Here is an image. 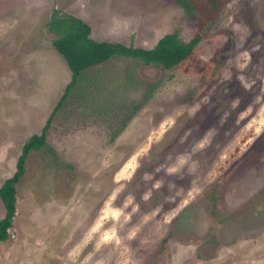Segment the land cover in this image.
Wrapping results in <instances>:
<instances>
[{"label": "rangeland", "instance_id": "1", "mask_svg": "<svg viewBox=\"0 0 264 264\" xmlns=\"http://www.w3.org/2000/svg\"><path fill=\"white\" fill-rule=\"evenodd\" d=\"M54 3L97 42L200 32L176 0H0V187L72 78ZM15 197L0 264H264V0H227L171 69L116 55L81 72Z\"/></svg>", "mask_w": 264, "mask_h": 264}, {"label": "trees", "instance_id": "2", "mask_svg": "<svg viewBox=\"0 0 264 264\" xmlns=\"http://www.w3.org/2000/svg\"><path fill=\"white\" fill-rule=\"evenodd\" d=\"M183 5L189 7L188 2ZM49 30L57 35L52 43L64 57L71 69L72 78L66 92L48 119L40 135H33L23 146L14 176L0 187V198L7 213L0 221V242L9 236V229L15 216L16 185L25 173V162L32 151L40 150L46 144L47 132L56 112L61 108L67 94L85 69L109 60L113 56H124L153 63L164 69L184 61L191 53L198 39L188 43L181 42L176 34L164 35L151 49L134 48L120 43L97 42L91 39V27L81 19L55 8L48 22Z\"/></svg>", "mask_w": 264, "mask_h": 264}, {"label": "flooded vegetation", "instance_id": "3", "mask_svg": "<svg viewBox=\"0 0 264 264\" xmlns=\"http://www.w3.org/2000/svg\"><path fill=\"white\" fill-rule=\"evenodd\" d=\"M208 2V5L206 6V8H196L195 10L193 9V7H191V3L188 1V0H176L177 4H179L180 6H182L186 12L188 13V15H191V16H196L197 18V21H198V26H199V29H200V32L197 33V36H195L194 38H192L191 40L193 39H198L196 45L194 46L193 50H192V53L182 62L178 63V64H175L173 65L172 67L168 68V69H171L173 67H176L177 65L179 64H182L184 63L185 61L188 60V58H190L192 55L194 56V53L196 51V48L199 46V44L201 43L203 37L206 35L207 33V28H211L217 21L218 17L220 16V13L221 11L223 10V8L225 7L226 5V2L227 0H207ZM183 2L189 4V7H185L183 5ZM186 13V14H187ZM171 34H176L178 39L183 42L179 36H178V33L176 32H173ZM168 35V34H166ZM190 40V41H191ZM188 41V42H190ZM188 42H184V43H188ZM121 44V43H120ZM143 49V48H141ZM151 49V48H150ZM143 62V61H142ZM144 64L146 65H156V64H153V63H145L143 62ZM221 67V70L223 71V66L220 64L219 65ZM162 68V67H161ZM164 69V68H162ZM168 69H164V70H168ZM209 71L212 72V69H210ZM209 71H206V75H204V78L209 74L211 75V73ZM208 76L206 77V79L208 78ZM257 211V212H256ZM255 213H257L258 216H260L263 211H261L260 209H257L254 211ZM247 213V212H246ZM250 212L247 213L246 217L248 216H251L253 212H251V214H249ZM254 214V213H253ZM255 215V214H254ZM259 218H254V222H258ZM261 223V222H260ZM252 224H253V221H252Z\"/></svg>", "mask_w": 264, "mask_h": 264}, {"label": "crops", "instance_id": "4", "mask_svg": "<svg viewBox=\"0 0 264 264\" xmlns=\"http://www.w3.org/2000/svg\"><path fill=\"white\" fill-rule=\"evenodd\" d=\"M57 7V5H55V3H54V5H53V9H55ZM66 13H68V12H66ZM68 14H70V15H72L71 13H68ZM78 18V17H77ZM79 19H81L82 21H83V19L82 18H79ZM86 24H88L86 21H84ZM89 26H90V24H88ZM54 47V46H53ZM19 183V182H18ZM12 227V226H11ZM11 229V228H10ZM9 229V230H10ZM8 233H9V231H8Z\"/></svg>", "mask_w": 264, "mask_h": 264}]
</instances>
